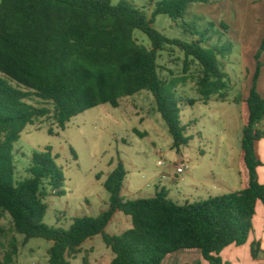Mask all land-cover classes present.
I'll return each mask as SVG.
<instances>
[{
  "label": "trees",
  "instance_id": "1",
  "mask_svg": "<svg viewBox=\"0 0 264 264\" xmlns=\"http://www.w3.org/2000/svg\"><path fill=\"white\" fill-rule=\"evenodd\" d=\"M199 1L161 0L155 3L151 17L125 0L117 6L112 0L2 1L0 210L11 217L25 245L32 239L53 244L49 264H71L85 242L97 236L114 254L110 264H163L168 256L185 251L199 253L196 264H225L221 258L225 249L248 243L257 204L264 205V184L259 178L263 163L256 154V143L264 136L258 129L264 121V98L258 91L264 40L255 57L257 69L246 100L248 120L242 149L249 183L245 190L185 205L173 201L165 189L150 199L126 201L121 194L127 172L120 162L104 183L110 196L108 208L95 218H74L70 228L63 229L44 223L46 186L59 195L65 181L52 149L35 153L29 177L15 179V144L27 126L53 117L59 129L65 130L68 122L84 112L101 105L117 108L121 99L142 91L155 98L173 149L180 152L188 146L190 138L180 107L194 106L197 101L177 99L174 86L167 88L160 76V53L168 46L175 47L184 54L187 68V60L201 65L198 87L207 103L215 94L225 98L226 75L219 62L220 51L208 48L209 41L203 36L191 43L170 39L155 28V22L157 17L167 16L178 23ZM135 31L148 37L151 48L138 43ZM193 35L199 36L197 32ZM33 99L49 106L38 108L31 104ZM49 133L54 134L53 129ZM117 213L129 217L132 228L111 236L106 229ZM12 251L17 255L16 246ZM10 253L0 264L10 263ZM251 254L255 260L264 255L260 243H253ZM83 264L92 263L84 259Z\"/></svg>",
  "mask_w": 264,
  "mask_h": 264
},
{
  "label": "rangeland",
  "instance_id": "2",
  "mask_svg": "<svg viewBox=\"0 0 264 264\" xmlns=\"http://www.w3.org/2000/svg\"><path fill=\"white\" fill-rule=\"evenodd\" d=\"M121 1L112 0V4L117 6ZM125 1L151 17L155 8L152 4L161 0ZM246 1L223 3V0H202L192 4L186 17L176 24L167 16L156 18L155 28L170 39L191 43L203 36L205 41H209L208 48L220 51L221 69L229 74L223 90L229 102L212 101L206 105L200 100L202 95L198 82L203 75L200 66L187 60V68L184 54L175 47L168 46L160 53V76L167 88L172 77L169 69L181 78L182 72L177 69L185 67V73L190 72V76L180 79L182 81L176 85L179 87L174 94L177 99L197 101L194 106L180 107L181 121L190 138L188 146L180 152L173 149L168 126L157 112L155 98L148 91L121 99L117 108L101 105L88 110L68 122L65 130L59 129L53 117L38 120L25 128L15 144L16 181L29 177L33 155L47 148L52 149L55 163L65 179L59 195L46 186L48 209L44 223L47 226L69 229L74 218H95L106 210L110 196L104 183L120 162L127 172L122 190L126 201L150 199L163 189L181 205L211 196H223L220 190L208 185L207 188L200 186L199 190L194 189L195 185L187 183L186 177L188 173H194L198 178L205 169L212 167L218 176L223 172L228 183L232 184L239 168L244 165L242 137L248 110L234 100L241 99L244 88L247 89L245 93L251 84L253 86L257 65L254 51L245 52L243 56L248 54L247 59L242 58V45L245 46L250 39H264V13L258 23L249 19L246 26L250 15ZM196 32L198 37L193 35ZM135 38L140 45L151 48V41L144 33L135 31ZM249 47L253 48L252 42ZM245 60L249 64L242 66L241 62ZM262 72L264 80V64ZM13 86L17 87L16 84ZM31 104L38 108L49 106L37 99H33ZM50 129L54 134L49 133ZM161 161L164 165L159 164ZM181 162L189 166V171L184 174H178L176 170ZM206 190L212 192L208 195ZM122 217V221H117ZM116 219L106 229L107 234L120 236L132 228L130 218L123 214H117ZM24 239L15 232L11 217L0 210V261L3 262L11 252L9 264H49L48 252L53 244L43 239H32L25 245ZM12 246L17 247V255L12 253ZM238 249L237 254L228 252L230 261L227 264H251L250 261L255 260L250 248L248 254L242 250L243 246ZM197 255V251L180 252L168 256L164 264H196ZM113 258L114 254L102 237L97 236L85 242L82 253L70 262L83 264L84 259H88L92 264H110ZM263 259L264 255H260L258 260Z\"/></svg>",
  "mask_w": 264,
  "mask_h": 264
},
{
  "label": "crops",
  "instance_id": "3",
  "mask_svg": "<svg viewBox=\"0 0 264 264\" xmlns=\"http://www.w3.org/2000/svg\"><path fill=\"white\" fill-rule=\"evenodd\" d=\"M227 2H232V0H223V3H227ZM246 3H245L246 6H248L247 12L250 13V15L247 16L246 26H248L249 19L252 20V23H253V21H254V23H258L260 21V17H262V15L264 13V0H248V2L246 1ZM154 5L155 4L153 3L152 6H154ZM263 40L264 39H252V40L250 39L248 41V43L246 44L244 42V39H243V44L245 43L244 44L245 46L242 45V47H243L242 58L246 57V59H247L248 54L246 56H243V55H245L244 54L245 52L247 53L248 51L249 52L254 51V55H255L254 59H255L256 54H257L258 50L260 49ZM251 42L253 43V48L249 47ZM242 58H241V61H242ZM261 60H262L261 63L264 64V53L262 55ZM185 61H186V58H185ZM247 61L248 60L241 62L242 66H247L249 64ZM255 61H256V59H255ZM194 63L197 64L198 66H200V70H202L201 72H203V68L201 67V65L198 62H194ZM256 65H257V62H256ZM177 70L182 72L183 77L177 78L174 71H172V69H169V75L172 76L169 79V85L174 86V89H175L174 91H176L178 89L179 86L176 87V85L182 81L180 79H182V78L187 79L190 76V72L185 73L186 72L185 67L183 69L178 68ZM223 72L226 75V79L229 78V74L225 71H223ZM201 77H202V75H201ZM251 88H252V84H251V87H250L248 92L244 93V91L247 90L246 88H244L243 94H242L240 100L238 98H235V100H234V102H236V103L241 102L243 104L245 110L246 109L248 110L246 100L248 99V97L250 95ZM258 91L261 94V96L264 98L263 72L261 74V78L258 81ZM203 99L204 98L202 96V98H200V100H203ZM212 101H221L223 103H227V102H229V97L227 96V94H225V98L221 99L219 94H215V95H212L210 97L209 101L205 104L210 105V103ZM247 120H248V116H247V119L245 122V126L247 125ZM245 126H244V128H245ZM244 128H243V130H244ZM258 129L264 134V121L259 125ZM256 154H257L258 158L261 160V162L263 163V166L259 169V178H260L261 183L264 184V136L261 138V140H259L256 143ZM243 162H244V154H243ZM244 168H245V164L239 168L238 173L234 176L235 181L232 184L228 183L227 178L223 172L220 173V175L218 176L215 173V170L212 169V167H208L207 169H205L201 173L200 177H198V178L195 177L194 173H190V174L188 173V176L186 177V179H187V183H193L195 185L194 189L199 190L200 186L207 188V185H208V186L212 187L214 190L218 189L222 193H224L223 195H226V194H229L232 192L243 191L248 187V183H249L248 173H247V170L244 171L246 169V168L245 169ZM210 192H212V191L206 190V194L209 195ZM198 195H199V192H197L196 196H198ZM211 197H214V196H211ZM107 208H108V204H107ZM104 211L105 210H102V212H104ZM117 214H120V213H117ZM116 215H115L113 221L117 220ZM122 220H123V217L119 218L117 221H122ZM124 220L126 222H129L128 219H126V218H124ZM254 242L260 243L261 248L264 251V205L261 202H259L257 204V207H256V214H255L254 219H253V232L250 236L248 243L243 246L242 250H245L246 254H248V252H249L248 250L250 248V252H251V247H252ZM237 250H239L238 246H235V245H232V246L228 247L227 249H225L221 254V258L223 259V262L225 264H227V262L230 261V259L228 258V252H230L231 255L233 253L237 254ZM188 252H192V251H188ZM199 259H200V255H197L196 262H198ZM250 262H251V264H264V259L263 260H257V261L252 260ZM202 264H208V263L203 262Z\"/></svg>",
  "mask_w": 264,
  "mask_h": 264
},
{
  "label": "built area",
  "instance_id": "4",
  "mask_svg": "<svg viewBox=\"0 0 264 264\" xmlns=\"http://www.w3.org/2000/svg\"><path fill=\"white\" fill-rule=\"evenodd\" d=\"M160 165H164V162H159ZM176 170H177V173L178 174H184L186 173L187 171H189V166L186 165L185 162H181L179 163L177 166H176Z\"/></svg>",
  "mask_w": 264,
  "mask_h": 264
}]
</instances>
